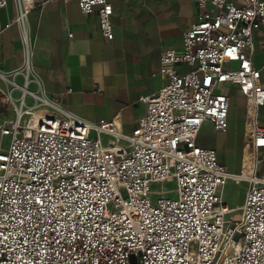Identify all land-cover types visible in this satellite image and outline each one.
I'll return each mask as SVG.
<instances>
[{"label":"built area","instance_id":"2783aa9c","mask_svg":"<svg viewBox=\"0 0 264 264\" xmlns=\"http://www.w3.org/2000/svg\"><path fill=\"white\" fill-rule=\"evenodd\" d=\"M14 2L15 16L0 22V31L12 24L23 29L45 0ZM76 2L111 40L109 0ZM6 4L0 0V9ZM195 7L181 51L161 53L158 74L166 83L139 99L145 112L129 135L114 119L92 124L37 91L23 92L30 81L40 84L22 34L23 67L0 73L11 86L0 91V105L14 112L0 122V137H9L0 148V264H264V87L252 64L264 0H196ZM17 75L23 85L14 82ZM225 84L244 99L238 174L227 171L215 149L197 144L205 122L218 133L227 129L229 98L218 92ZM26 97L47 109L35 124L32 112L23 111ZM169 179L175 198L161 190L152 202L150 185ZM229 180L248 186L240 214L226 224L230 209L221 194Z\"/></svg>","mask_w":264,"mask_h":264},{"label":"crops","instance_id":"0c3cea01","mask_svg":"<svg viewBox=\"0 0 264 264\" xmlns=\"http://www.w3.org/2000/svg\"><path fill=\"white\" fill-rule=\"evenodd\" d=\"M109 2L113 9L111 40L100 34L96 15L82 14L76 0H45L26 16L23 29L12 24L0 31V73L8 74L23 67L24 33L30 53V70L40 84L38 88L35 81H30L27 89L43 94L64 111L89 123L114 119L119 131L129 135L145 112V105L139 99L158 91L166 83L158 74L159 57L167 49L181 51L182 35L195 21L196 0ZM15 13L12 0H7L6 7L0 9L1 24L11 21ZM252 64L260 71L264 87V29L253 34ZM176 69L181 73L189 70L185 66ZM14 80L22 82L19 85L24 84L20 75ZM0 83V91H4L7 85L1 79ZM67 89L71 92L66 93ZM218 92L228 98L240 96L236 87L229 84L223 85ZM12 95L16 99L20 91L14 90ZM0 114H5L6 119L14 118L9 106L0 105ZM259 114L264 122V106ZM27 117L25 115L24 119ZM106 139L103 136V140ZM197 144L215 149L218 160V151L225 158L223 147L202 142L199 133ZM242 158L244 162V152Z\"/></svg>","mask_w":264,"mask_h":264},{"label":"rangeland","instance_id":"374dc122","mask_svg":"<svg viewBox=\"0 0 264 264\" xmlns=\"http://www.w3.org/2000/svg\"><path fill=\"white\" fill-rule=\"evenodd\" d=\"M15 5L14 0H12ZM232 67L235 65L232 64ZM23 79V75H20ZM21 80V81H22ZM14 82L17 84L14 80ZM22 83V82H21ZM21 83H18L21 84ZM2 84L0 83V87ZM11 87L9 84L7 85ZM31 90V89H29ZM33 91V90H32ZM30 100L24 102L23 111L35 112L37 114H42L45 112L44 107L34 108V100L28 97ZM17 99V98H16ZM19 101L15 102L18 105ZM6 115L0 114V122L2 119H6ZM227 129L224 133H218L213 130V128L207 123L201 126L199 131V139L202 142H210L215 147H223L225 158H223V153L218 151L219 160L221 163L227 166V170L234 174H238L243 166V138H244V100L240 96H230L229 97V108L227 113ZM9 143V137H0V148L5 150ZM210 144H207V146ZM243 173L246 176L248 174L247 160L244 163ZM247 182H232L229 181L222 190V200L226 204L230 212L225 215L224 220L226 224L231 221L232 218L237 217L240 214V206L243 204L245 192L247 190ZM151 195L150 199L154 202L158 197L161 190L169 192L167 195L170 198H175V182L173 179H169L163 183H154L150 185Z\"/></svg>","mask_w":264,"mask_h":264},{"label":"bare ground","instance_id":"6f19581e","mask_svg":"<svg viewBox=\"0 0 264 264\" xmlns=\"http://www.w3.org/2000/svg\"><path fill=\"white\" fill-rule=\"evenodd\" d=\"M27 88H25V86H22V91L25 92ZM39 118V114L35 113V112H32V116H31V124H35L37 122ZM246 161V160H245ZM244 168V167H243ZM248 169V167H247ZM249 172V170H248ZM245 176V175H244Z\"/></svg>","mask_w":264,"mask_h":264}]
</instances>
